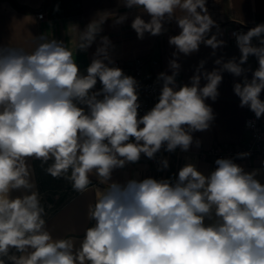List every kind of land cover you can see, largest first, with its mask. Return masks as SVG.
Masks as SVG:
<instances>
[{"label": "clouds", "instance_id": "obj_1", "mask_svg": "<svg viewBox=\"0 0 264 264\" xmlns=\"http://www.w3.org/2000/svg\"><path fill=\"white\" fill-rule=\"evenodd\" d=\"M116 3L82 28L68 23L67 39L42 32L23 43L0 40V264H264V159L251 171L235 162L251 156L245 151L216 159L208 175L188 162L167 178L114 177L142 157L199 148L193 134L215 120L206 101L217 100L225 72L242 78L233 86L239 106L264 119V23L233 31L239 57L225 59L217 57L227 41L208 0ZM120 8L136 11L130 27L138 40L162 36L173 23L179 30L168 37L171 74L159 73L157 101L142 115L138 81L116 66V46L102 34L109 21H128ZM202 45L215 66L209 71L200 60L190 82L179 83L181 55ZM93 46L82 70L78 56ZM250 57L255 70L245 67ZM33 161L76 196L91 195L82 235L53 237L52 205ZM169 167L158 160L157 171Z\"/></svg>", "mask_w": 264, "mask_h": 264}, {"label": "crops", "instance_id": "obj_2", "mask_svg": "<svg viewBox=\"0 0 264 264\" xmlns=\"http://www.w3.org/2000/svg\"><path fill=\"white\" fill-rule=\"evenodd\" d=\"M23 9H17L10 0H0V40H11L13 43H23L31 38L32 34L47 32L49 36L58 39L64 37L68 23H78L81 28L88 23L97 10L115 9L116 0H14ZM59 11H55L56 5ZM208 8L213 18L217 20L224 30L222 37L227 41V46L217 51V57L223 55L225 59L233 56L239 57V50L229 37V30L236 26H254L264 23V0H208ZM128 11L129 19L123 25H113L111 21L104 26L103 35H107L116 46L113 53L115 59L122 60L131 65L135 59L142 60V74L146 78L157 79L160 72L171 74L168 62L172 58L174 48L168 44V37L178 33L175 24L167 25L169 32L158 37L145 35L143 40H138L131 29V19L136 15L135 10L119 9L120 13ZM41 12L42 18L36 13ZM147 19V17H145ZM51 22V25L49 24ZM81 53L78 63L83 70L92 58V51ZM211 49L201 46L200 51L191 56L181 55L180 74L177 77L179 83H189L200 60H206L205 68L209 71L215 66L211 57ZM245 67L255 70L254 58L250 57ZM251 77V72L247 73ZM242 78L234 77L230 73H223L222 83L218 86L219 96L216 101H206L215 113V120L210 129L204 132L194 133V138L201 141L199 148L195 144L188 152H182L179 148L174 153L164 152L163 158L169 160L168 170L157 171L154 166L143 161L139 164L129 165L123 171L117 170L114 177L124 180L127 177L138 174L139 178L153 176L155 178H167L178 172L185 163H195L200 171L208 175L216 167L215 160L202 158L201 150L212 146L246 145L248 133L244 126L246 107L239 106V97L233 91L234 83ZM204 81H202V84ZM230 158V157H226ZM264 159L253 156L248 159H235L246 171L261 167L260 161ZM36 169L35 179L38 187L45 197V203L51 204L49 210L48 227L54 238L71 234L82 235L83 229L89 226L86 220L87 204L91 201V195L76 196L62 180H53L46 176L39 167L38 161H33ZM264 182V175L258 177ZM18 195V193H13Z\"/></svg>", "mask_w": 264, "mask_h": 264}, {"label": "built area", "instance_id": "obj_3", "mask_svg": "<svg viewBox=\"0 0 264 264\" xmlns=\"http://www.w3.org/2000/svg\"><path fill=\"white\" fill-rule=\"evenodd\" d=\"M37 17H41L42 13L37 12ZM253 26H236L229 30V37L235 43L234 38L231 36L233 31L237 30H247V28H251ZM116 66L121 67L125 74L133 76L139 84V100L141 103L140 113L144 114L146 111L150 110L151 107L154 106L157 101L160 88L162 86V81H158L157 79L146 78L142 74V60L135 59L131 65L124 63L122 60L115 59ZM255 68L257 67V62L254 58ZM251 78V77H250ZM249 78V79H250ZM264 98V95H262ZM249 121H254V127H248L247 123ZM244 126L248 133V141L247 144L235 145V146H212L205 150H201L199 152L200 157L202 158H210L216 160L218 158H226L230 157L235 159L236 154L240 152L250 151L251 157L259 156L264 158V119L256 120L254 114L246 107V116L244 120ZM164 152L157 154V161L148 160L147 158L142 157L141 161L157 166L158 160L163 157ZM248 159V158H246Z\"/></svg>", "mask_w": 264, "mask_h": 264}, {"label": "trees", "instance_id": "obj_4", "mask_svg": "<svg viewBox=\"0 0 264 264\" xmlns=\"http://www.w3.org/2000/svg\"><path fill=\"white\" fill-rule=\"evenodd\" d=\"M10 1L17 9H23L22 6L18 5L14 0H10Z\"/></svg>", "mask_w": 264, "mask_h": 264}]
</instances>
